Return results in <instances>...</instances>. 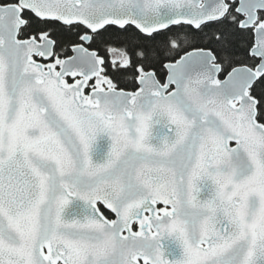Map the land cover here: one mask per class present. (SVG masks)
Masks as SVG:
<instances>
[{"label":"snow or ice","instance_id":"1","mask_svg":"<svg viewBox=\"0 0 264 264\" xmlns=\"http://www.w3.org/2000/svg\"><path fill=\"white\" fill-rule=\"evenodd\" d=\"M0 264H264V0H0Z\"/></svg>","mask_w":264,"mask_h":264},{"label":"trees","instance_id":"2","mask_svg":"<svg viewBox=\"0 0 264 264\" xmlns=\"http://www.w3.org/2000/svg\"><path fill=\"white\" fill-rule=\"evenodd\" d=\"M120 86L121 87H128V85L127 84H124V83H122Z\"/></svg>","mask_w":264,"mask_h":264}]
</instances>
